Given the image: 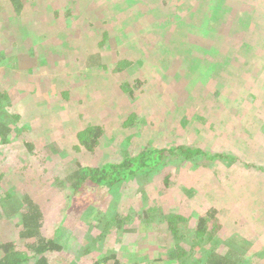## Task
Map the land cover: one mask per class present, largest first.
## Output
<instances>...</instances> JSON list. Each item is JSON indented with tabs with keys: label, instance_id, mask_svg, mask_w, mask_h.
Masks as SVG:
<instances>
[{
	"label": "rangeland",
	"instance_id": "rangeland-1",
	"mask_svg": "<svg viewBox=\"0 0 264 264\" xmlns=\"http://www.w3.org/2000/svg\"><path fill=\"white\" fill-rule=\"evenodd\" d=\"M139 1L77 0L71 8L67 5L68 0H30L29 9L24 8L23 15L0 11V49L4 50V55H0V70L5 68L8 72L17 73V79L24 80L26 74L33 79L26 89H21L7 76L0 77V84L6 86L9 81L11 90L22 94L37 92L43 99L33 103L40 109L39 114L47 113L35 118L31 124L33 129L25 131L23 137L0 146V198L11 191L13 198H19L26 192L52 214L57 213L60 207L55 210L52 204H44L48 199L56 200V190L52 189L55 172L59 173L62 167L65 172L72 168L66 164L69 155L54 153L46 142L57 139L61 146L68 145L69 139L60 142L58 139L60 131L68 126L62 120L67 116L68 119L77 117L79 123L76 126L95 123L113 136L127 114L131 117V113L143 111L147 114L141 131L143 140L151 139L161 145L182 143L184 139L190 144L211 141L216 148L228 150L231 155L234 153L237 161L224 162L215 174L217 178H230L246 187L250 196L246 209L253 211L254 219L264 223V175L260 170L246 167L264 165V0H194V3L183 0L179 4L173 0L172 3L161 0L166 2L159 3L165 8L157 5L158 11L153 1ZM184 2L192 5L187 6L184 12L179 11V5L183 8ZM48 10L58 12L55 21L60 28L46 17ZM148 10L157 16L146 13ZM130 15L136 16V22L131 23L127 19ZM187 22L190 24L185 25ZM46 30L54 32L40 44L43 52L31 62L20 59L18 55L26 52L28 47L26 40L19 42L20 34L25 33L22 37L28 39L32 33L41 35ZM101 34L106 37L104 42H98ZM53 43H62L61 49H54ZM33 44L39 45V42ZM99 49L106 55L101 67L94 69L96 64H93L94 71L80 72L77 69L75 75L73 62L89 53H101ZM54 53L56 59L53 60ZM118 59H122V66L115 64ZM116 67L120 70L116 71ZM180 77L185 79L180 81ZM252 79H259L261 83L253 85ZM133 82L136 85L139 82L134 99L129 97V85ZM171 91H176V96L172 97ZM229 102L231 107H228ZM236 103L238 106H232ZM112 115L117 117L114 121ZM43 125L50 131H56L48 135V129H43ZM44 132L46 135L42 134ZM25 137H31L39 154L28 150ZM113 138L117 143L122 140L117 134ZM243 139L247 147L240 153L237 144ZM101 155V152H88L81 147L74 154V160L92 165ZM186 167L178 180L169 184L170 190L160 191V179H154L156 184L147 194L145 203L137 196L140 200L131 206L132 199L131 202L127 199L136 197V192L125 198L117 215L123 220L121 227L137 229L131 237L119 239L114 229L109 228L105 238H96L104 227V221L101 223L95 219L84 223L79 222V217L67 215L61 242L69 249L77 248L78 244L85 247L89 257H81L75 264H91L110 255L129 264L133 261L128 253L139 250L143 254L136 259L139 264H155L153 260L159 255L166 259L165 247L171 242L166 227L145 225L147 223L139 221L136 213L142 204H152L155 200L156 204L162 200V209L166 213H188V207L198 210L201 206L196 202L200 194L194 196L193 191L205 188V184L210 185L207 182L209 175H202L198 169L194 171L193 164ZM188 171L194 172L191 180L187 178ZM196 174H201L197 184ZM131 184H135L133 179ZM236 193L241 196L235 197L234 209L231 202L234 196L227 198L229 201L226 200L219 208L223 216H236L240 212L238 208L242 203L239 199L246 193L241 189ZM103 198L98 199V209L103 207L104 210L100 218L116 225L114 215L105 210L108 200ZM4 202L6 205L0 207V234H3L0 237L14 231L4 213L13 207L7 204L6 199ZM129 208H133L135 213H127ZM145 229L148 234L144 241H136ZM251 234L248 233L252 237ZM256 240L264 243V234H257ZM142 243L144 245L140 246ZM163 261L156 264H165ZM58 262L59 258L54 260V263ZM69 262L67 259L61 263Z\"/></svg>",
	"mask_w": 264,
	"mask_h": 264
},
{
	"label": "trees",
	"instance_id": "trees-1",
	"mask_svg": "<svg viewBox=\"0 0 264 264\" xmlns=\"http://www.w3.org/2000/svg\"><path fill=\"white\" fill-rule=\"evenodd\" d=\"M29 1L0 0V11H12L15 16L23 15V9H29ZM124 1L122 0V3ZM150 1H153L155 10L158 9L157 5L162 9L165 8L159 4L160 2L166 4L165 1ZM169 1L172 3L171 0ZM173 1L179 4L183 0ZM191 1L194 3V0ZM119 2L121 3V0ZM139 2L143 3L141 0ZM76 4L77 0H68L67 2V5L71 8ZM126 4L129 5L127 2ZM190 5L192 4L184 2L183 8L179 5V11H186L188 9L187 6ZM46 12V17L51 18L50 22L56 25V28H60L55 21L58 12L53 11V13L52 10ZM147 12L151 15L155 14L152 10H148ZM137 14L139 15V13ZM127 19L131 23L136 22L135 15H130ZM189 24L187 22L185 25ZM44 26L48 25L44 24ZM53 32V30H46L41 35L38 32L32 33L31 36L26 35L30 37L28 39H23L22 35H25V33H21L18 38L19 42L26 40L28 47L26 52L18 55L20 59L23 58L25 62H31L33 58L35 59L39 53L43 52L40 49V44L50 38ZM40 36L43 38L40 39ZM106 36L108 37L107 34ZM104 38L106 37L101 34L98 42H104L106 40ZM34 42H39V45L33 44ZM52 46L54 49L59 50L62 47V43H53ZM71 46L76 47L74 45ZM78 49L81 51L80 48ZM140 49L143 51V47H140ZM0 55H4L3 49H0ZM105 57L106 55L103 50L101 53H89L88 55H84L82 59L75 60L72 70L75 72V75L77 69H80V72L81 70L94 71L92 69L93 64H96L94 69L98 70ZM54 59H56L55 53ZM121 61L122 59H118L115 64L122 66ZM115 70H120V68L116 67ZM16 74L13 71L8 72L5 68H1L0 70V77L7 76L14 84L18 83L21 89L28 88L29 84L33 81L31 79L32 76L26 74L25 79L21 80L17 79ZM183 79L185 78H179L180 81ZM252 80L254 81V79ZM260 83V80L257 79L253 85H259ZM10 84L9 81H7L6 86L0 84V146L2 147L7 145V142L16 140L18 137H23L25 131L33 129L31 124L34 123L35 118L39 117L40 114L41 116L47 114L45 112L39 114L38 110L41 112L40 109L33 103L35 100L43 99L37 92L34 91L32 95L27 92L23 94L18 91L15 92L11 90ZM123 85L125 87L127 83ZM134 85H136L135 82L129 85V97L132 99L135 97L139 82H137L135 87ZM176 93V91L169 92L172 97L176 96ZM232 106L238 105L236 103L232 104ZM228 107H231V102H229ZM131 115L130 117L127 114L125 120L116 128L117 130L114 135L117 134V136L122 137L119 143L113 138L114 135L112 136L111 133H108L109 131L105 132L101 125H95L94 123L76 126L79 123L77 117L68 119L67 116V118L62 120L68 126L64 127L65 130L62 129L63 132L60 131L58 139L59 142L65 138L69 139L68 145L64 146L62 144L61 146L56 141L57 139L49 140L46 143L49 144L48 148L54 151V153L62 156L68 154L69 159L66 160V164L70 165L72 169L65 172L62 167L59 173L52 170V172H55V177L53 178L55 183L52 189L56 190L54 195L56 200L48 199L46 200V204H44L47 206L52 204L55 210L59 207L60 209H58L57 213L55 211L52 214L47 210V207L41 206L26 192L21 194L19 198H13L14 193L12 191L2 196L0 198V207L6 205L5 199L7 204L13 207V209L4 210V213L5 219L10 223L14 231H9L5 237H0V264H62L61 262H65L67 259L70 260L69 264H75L81 257L84 259L89 258L85 247L78 244L77 248L69 249L61 242L63 240L61 234L64 226H66L67 215L79 217V222L84 223H91L95 219L100 220L99 222L101 223L104 221V227L96 238H105L107 236L105 233L109 231L107 230L109 228L114 229V234L119 239L123 236L127 238L131 237L133 232H137V229H133V231L129 227H121L123 220L117 215L119 214V208L125 202V198L130 197V193L136 192V197L127 199L128 201L132 199L131 206L139 198L145 203L148 200L147 194L156 184L154 181L156 178L160 179V191H164L167 188L170 190L169 184L175 183L178 180V176L187 169L186 166L188 164L194 165V171L198 169L202 175H209L207 182L210 185L205 184V188L199 187L193 191L194 196L200 194L196 202L201 206L198 210L195 208L189 209L188 207L186 208L189 211L188 213L179 212L175 214L173 211L166 213L162 209V200L157 204L155 200L152 204L150 202L142 204L136 213L139 221L147 223L145 225H164L167 229L166 234H168L171 241L167 248L164 246L167 257L164 259L159 255V258L156 257L153 262L156 264L164 260L165 264H264V243L256 240L257 234L259 236L264 234V223H260L256 218H253V211H247L246 208L250 196L246 191V187L239 185L237 181L233 182L230 178H217L215 174L216 169L224 162L237 161L234 153L231 155L228 150L224 151V149L216 148V146L212 145L211 141H208V143H199L197 141L195 144H190L184 139L182 143L170 145L163 143L161 145V143H153L151 139L147 141L143 140L141 131L145 126L144 118L147 114L142 111V113L133 112ZM112 116L114 121L115 116ZM139 126L141 127L140 131H138ZM43 127H45L43 129H48V135H52L51 132L56 131H50L46 125H43ZM167 132L169 131L167 130ZM46 133L42 134L46 135ZM154 133L159 134L157 131ZM160 134L165 135L166 133ZM30 138H24L26 140V147L31 153L39 154ZM242 144H244V139L237 144L239 145L240 153L242 149L247 147L245 144L244 146ZM81 147L88 152H101L102 155L92 165L80 164L74 160V154L78 153V149ZM237 148L236 146L235 151ZM52 159H55V156H52ZM244 165L246 166V164ZM246 167L249 170L253 168L260 170V174L264 175V165L262 164L248 165ZM248 169H245V171H248ZM192 173L194 172L188 171L187 178H190L189 180L194 175ZM201 174H196V184ZM183 178H185L184 174ZM132 179L135 181V184H131ZM238 189H241L244 194L246 193L242 199H239L242 206L238 210L242 214L223 216L219 208L223 206L226 200L229 201L227 198L234 196V199L231 200L232 208L234 209L235 202L237 201L235 197L241 196H238L236 193ZM109 193L111 194L109 195ZM101 197L107 198L105 210H110L111 214L114 215L113 219L116 225L111 224L110 220L108 221L104 218L101 220L100 215L103 216L102 214L104 213L103 207L99 208L100 210L98 209V199ZM179 201L181 202V199ZM183 205L186 207L184 201ZM127 213H135V211L133 208H129ZM248 216L249 218H247ZM130 222L133 223L132 220ZM159 228L163 229L162 227ZM146 229L142 237H137L136 241H144V238L147 236L146 234H148ZM251 232L253 233L251 234L252 237L248 235ZM142 245L144 244H140V246ZM61 254L62 257H60ZM128 255H130L133 261L129 264H139L136 259L140 258L143 254L139 250L135 253L129 252ZM57 258L60 259V262L54 263V260ZM110 260L113 261L112 264H125L119 262L115 255L96 259L91 264H109Z\"/></svg>",
	"mask_w": 264,
	"mask_h": 264
}]
</instances>
